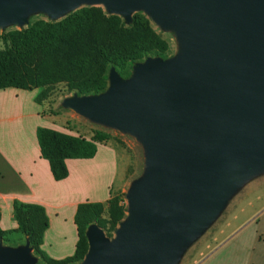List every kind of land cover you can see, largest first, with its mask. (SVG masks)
Here are the masks:
<instances>
[{
  "label": "water",
  "instance_id": "95a60500",
  "mask_svg": "<svg viewBox=\"0 0 264 264\" xmlns=\"http://www.w3.org/2000/svg\"><path fill=\"white\" fill-rule=\"evenodd\" d=\"M84 3L127 24L143 12L175 29L182 52L137 62L128 78L112 67L104 92L62 103L137 135L146 161L116 236L90 225L79 264H179L240 187L264 173V0H0V26L29 24L39 11L57 21ZM32 250L29 239L14 247L1 237L0 264H36Z\"/></svg>",
  "mask_w": 264,
  "mask_h": 264
},
{
  "label": "trees",
  "instance_id": "16d2710c",
  "mask_svg": "<svg viewBox=\"0 0 264 264\" xmlns=\"http://www.w3.org/2000/svg\"><path fill=\"white\" fill-rule=\"evenodd\" d=\"M2 39L0 89L40 88L36 97L38 103L48 99L52 88L59 84H64L69 93L80 96L102 93L109 85L112 67L124 77L131 65L150 56L166 57L170 49L168 41L143 12L134 13L132 22L127 24L122 16L109 14L102 6H84L57 21L37 19L26 28L4 33ZM37 138L54 178L63 180L69 175L68 158L94 157L98 144L109 140L110 135L97 131L87 138L39 127ZM13 208L18 230L28 237L32 248L46 264L82 261L89 250L86 236L89 226L96 224L108 237H113L127 215L123 194L113 195L107 203L80 204L75 215L79 236L75 253L54 259L41 248L49 228L45 208L19 201L14 202ZM106 209L108 216H104ZM4 236L0 226V238Z\"/></svg>",
  "mask_w": 264,
  "mask_h": 264
},
{
  "label": "crops",
  "instance_id": "0c3cea01",
  "mask_svg": "<svg viewBox=\"0 0 264 264\" xmlns=\"http://www.w3.org/2000/svg\"><path fill=\"white\" fill-rule=\"evenodd\" d=\"M37 89H0V226L5 238L21 235L14 202L42 205L49 228L41 248L51 258L64 259L75 253L79 239L75 223L78 206L85 202L107 203L121 192L130 162L119 146L99 143L92 158H68V177L56 180L49 161L42 156L37 129L49 127L77 133L65 127L66 120L62 122L60 114L46 113L43 103L36 101L41 91ZM25 91L34 94L29 98ZM252 222L257 223V228L248 232L250 243L239 240L229 247H215L198 264H264V211ZM244 230L234 236L240 237ZM22 237L10 238L16 241L13 245H20Z\"/></svg>",
  "mask_w": 264,
  "mask_h": 264
},
{
  "label": "rangeland",
  "instance_id": "374dc122",
  "mask_svg": "<svg viewBox=\"0 0 264 264\" xmlns=\"http://www.w3.org/2000/svg\"><path fill=\"white\" fill-rule=\"evenodd\" d=\"M84 3L79 7L87 6ZM78 7V8H79ZM37 19L51 20L52 18L45 12H35L30 16V22ZM151 22L155 29L168 41L170 49L165 59L173 58L181 54L182 46L178 35L173 28H163L161 25L156 23L152 18ZM24 24L20 26L15 23H11L5 28L0 26V48L4 47L2 35L13 29L26 28L28 25ZM157 56V55H156ZM155 57V56H153ZM134 65H131L128 70V75L124 77H130L134 74ZM111 70V69H110ZM110 73V71H109ZM34 88V92H35ZM40 91V88L37 89ZM26 95L31 98L34 94L33 91H25ZM75 93H69L64 84L56 85L50 92V97L43 102L46 113L58 112L61 115L62 122L65 121V127L71 129L77 135L93 136L97 131H103L110 135V139L103 143H111L119 146L123 149L128 156L130 165L127 167L125 184L118 194H123L126 201V194L130 191L134 183L145 173L146 161L143 144L132 132L127 130L110 127L104 124L93 122L74 111L63 106V101L66 98H70ZM71 117V118H70ZM70 118V119H69ZM264 211V173L246 181L240 189L229 199L226 207L223 209L217 220L207 227L199 236L188 244L183 252L182 258L179 264H198L209 251L215 247L223 244L230 245L236 244L239 240L244 243L249 242V230L257 228V223L252 222L254 217ZM104 216H108L107 209L104 212ZM247 228V229H246ZM245 229V230H244ZM244 230L240 237H235V233H240ZM21 232V231H19ZM23 235L22 243L20 245L27 244L28 237L21 232L19 234H12L10 237ZM115 233L114 236L115 237ZM234 236V237H233ZM10 237H2L3 244L5 246H20L13 245ZM112 238V237H111ZM21 242V241H18ZM32 247V246H31ZM227 247V248H228ZM32 255L37 259L36 264H46L39 254L34 249ZM80 262L73 263L79 264Z\"/></svg>",
  "mask_w": 264,
  "mask_h": 264
}]
</instances>
